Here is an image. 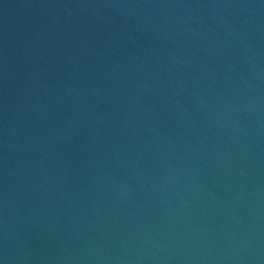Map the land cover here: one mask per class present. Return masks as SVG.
<instances>
[{
  "label": "water",
  "instance_id": "95a60500",
  "mask_svg": "<svg viewBox=\"0 0 264 264\" xmlns=\"http://www.w3.org/2000/svg\"><path fill=\"white\" fill-rule=\"evenodd\" d=\"M0 264H264V0H0Z\"/></svg>",
  "mask_w": 264,
  "mask_h": 264
}]
</instances>
